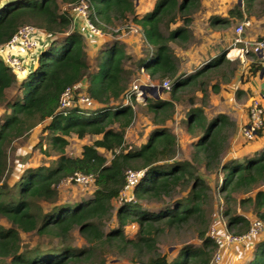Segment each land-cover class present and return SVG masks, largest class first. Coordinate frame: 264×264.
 Segmentation results:
<instances>
[{
  "label": "trees",
  "instance_id": "trees-1",
  "mask_svg": "<svg viewBox=\"0 0 264 264\" xmlns=\"http://www.w3.org/2000/svg\"><path fill=\"white\" fill-rule=\"evenodd\" d=\"M80 1L17 0L0 5V45L24 24L51 37L38 52L35 64L19 79L21 95L12 101L7 100L6 90L16 82V76L0 58V106L4 105L0 116V219L8 224L0 223V262L112 264L114 258L131 264H213L210 260L218 245L208 236L211 220L204 209L210 187L194 167L202 165L207 172L221 174L218 191L224 203L221 213L225 228L235 235L245 234L252 219L238 213L237 207L250 209L253 217L264 223V191L239 196L264 181V146L242 162L236 158L222 161L228 130L232 132L234 122L223 113L206 116L203 108L207 105L209 81L219 75L226 78L223 68L230 61L225 53L187 75L179 70L170 43L188 41L192 15L201 0H156L152 10L141 17L135 13L133 0H86L89 18L97 28L104 30L131 17L148 46L147 56L136 58L133 65L137 70L142 68L153 81L170 82L169 90L164 91L167 99L146 98L143 105L152 113L155 127L138 146L125 140V131L134 119L133 106L138 103L135 96L128 103L114 104L129 90L133 72L124 65L130 57L115 41L97 52L96 68L92 70L84 54V37L71 30L70 9ZM229 17L242 19L239 4L229 9ZM228 18L211 17L213 22L222 24L228 23ZM60 34L66 35L59 39ZM261 68L262 64L256 61L252 74ZM84 80L85 93L96 106L85 110L75 106L66 113L58 112L63 90ZM210 88L217 92L219 83H211ZM197 91L201 96L199 105H194ZM179 101L189 105L185 112L186 131L197 138L192 144L191 161L175 159L177 137L165 125ZM40 124L55 159L48 165L23 168L17 179L8 184L7 149ZM263 129L264 126L257 135ZM70 135L99 138L83 145L79 156H68L65 147ZM140 169L144 174L132 188L131 198L120 200L115 207L126 183V171ZM74 173L93 176V193L86 199L58 202L59 185ZM181 189L187 190L186 195L165 202L166 197L171 198ZM148 202L159 206L151 210ZM112 218L116 225L104 230ZM130 223L138 226L134 237L124 231ZM75 231L83 240L82 245H74ZM21 232L34 233L45 242L23 249ZM187 233H194L199 244H183L168 260L160 252L157 240L164 235ZM243 264H264V238L255 242L251 256Z\"/></svg>",
  "mask_w": 264,
  "mask_h": 264
},
{
  "label": "rangeland",
  "instance_id": "rangeland-1",
  "mask_svg": "<svg viewBox=\"0 0 264 264\" xmlns=\"http://www.w3.org/2000/svg\"><path fill=\"white\" fill-rule=\"evenodd\" d=\"M11 1H17V0H0V5L11 2ZM155 0H133L135 11L138 13V15L144 14V12H149L152 7ZM207 2V6L201 5L200 1V7L197 11L194 12L192 15V25L193 27L190 29V38L188 41L184 44H176L174 42L170 43V46L173 48L174 54L178 60V65L181 71L184 69L182 68V60L180 58V55H182V51L184 48L188 47L189 44H193V46H198L200 42L201 34H203L204 31H201L202 24H208V27L211 31H218L221 33L222 38H225L226 35H231L232 32H234V29L236 25L242 21L247 20L248 27L245 29L246 33H244V36H250V0H227L222 1L221 0H205V3ZM235 4H239V7L242 9L243 17L241 20H237L236 18H231L227 16V10L228 8H232ZM203 7V8H202ZM202 8V9H201ZM204 11H210L209 15H206V12ZM214 15L221 17L224 16V19L228 18V23H221L218 25V27H214L213 20L211 17ZM208 17V18H207ZM222 18V17H221ZM76 22H81V19L77 18L74 19ZM211 23V24H210ZM190 24V25H191ZM73 25V23H72ZM191 25V26H192ZM215 25V24H214ZM84 26V25H83ZM72 27V26H71ZM217 28V29H216ZM72 30V28H71ZM86 34L85 46H84V54L87 57V61L90 63L92 70L96 68V60L95 55L99 50L105 49L108 44H112L115 41H121L123 43V50H125L130 57L126 61V69L133 72V74L130 77L129 81V87L130 89L133 85L136 86H142V85H148L149 83H158L157 81H153L149 78V76L146 74V72L137 70L136 67L133 65V61H135L136 56L139 55V51L142 53H147V44L145 42V39L143 37V33L140 29V27L133 23L131 21V17H128L127 20L123 22H115L113 25L106 26V28L103 30L101 29L100 32L103 35L101 36H95L87 32L86 28L84 27ZM208 31V30H207ZM61 35V34H60ZM229 35V36H230ZM220 36V37H221ZM64 37V34L59 36V39ZM58 38V37H57ZM230 40H228L229 42ZM111 42V43H110ZM181 53V54H180ZM226 53V52H225ZM180 54V55H179ZM1 56V54H0ZM105 56V55H104ZM250 56V55H249ZM255 58V56H254ZM234 59V58H233ZM35 64V61L34 63ZM237 65V61H230V65H227L225 68H223L225 72V77H221L220 75L217 76L214 79H217V81H221L223 83H226L228 81V75L230 73V70L232 72L235 71ZM136 69V70H135ZM27 73L22 74H15L16 76V82L6 90V98L7 100H14L16 97H19L21 95V87L19 85V79L24 77ZM213 77V76H212ZM148 79V80H147ZM213 79V78H212ZM211 79V80H212ZM226 80V81H224ZM87 81L84 80L82 83L79 84L78 87H76V91L80 93L82 90H84V86L86 85ZM161 83V82H159ZM165 90H161V92H155L160 98H166L167 94L164 92ZM164 92V93H163ZM209 92V91H208ZM254 93L257 95V93L254 90ZM162 94H165V96H161ZM251 95V93H250ZM152 95L147 93L146 98L151 97ZM146 98H144L146 100ZM209 98V97H208ZM248 97L246 96L245 99ZM143 99V100H144ZM263 102L262 98H260ZM137 101L133 108L135 111L134 119L132 124L126 129L125 131V140L126 142L133 144L134 146H138L145 142V140L148 138V134L150 132V128L153 125L152 124V113L147 111L145 106L143 105L145 100L143 101ZM221 102H224L225 99L220 100ZM129 102V100H128ZM127 102V103H128ZM76 103V102H75ZM126 103V102H125ZM225 105H219L218 107L214 108L217 111L220 109H223L222 111L226 112V114L231 117V115H234L238 117L243 111H244V100H236V107L233 108L231 105V101L227 99V102H224ZM264 104V103H263ZM209 110H213V108H210ZM4 111V105L0 106V116ZM178 111V115L174 118H171L169 120L168 128L170 131L174 130L176 132L177 136V147H176V155L175 159L177 160H188L191 161V149L189 143H187L184 140L185 131L183 130V118H179V116L183 112V108L178 106L174 112ZM182 117V116H181ZM233 120V119H232ZM171 121V122H170ZM43 125V124H42ZM42 125L36 126L32 128L24 137L18 138L15 141L11 143L9 148L7 149V156H6V181L8 184H12L19 174L21 173L22 169L25 167H35L40 165H48L50 163V160L55 159L56 154L52 151L51 148L47 146V138L46 132H43L41 127ZM235 127L232 129V132L228 130L230 133L228 136V144L222 153V161H226L228 159L226 158H232L237 157L240 158V154L246 152V149L250 148L251 146H256V144H262L264 143V129L262 130L261 135H257L254 141H245L241 136L239 135V140H237L235 143H231V137L234 135ZM173 132V131H172ZM43 137V138H42ZM96 136L92 135H86L83 138H77L76 136L70 135L67 137L68 144L65 147V153L68 156H78L82 150L83 145L85 144H91L93 140H95ZM41 139V143L39 145V141ZM46 151V153H45ZM104 155L109 157V153L102 152ZM225 158V159H224ZM239 160V159H238ZM193 165V164H192ZM197 174H199L200 177L204 178V181L209 185V196L204 209L206 210V213L208 216H210L211 223L210 225H213L216 227L219 233H223L227 230H225V219L222 217V210L224 208L223 198L219 194V185H220V179L221 174H216L213 172H207L204 170L202 165L199 167H194ZM95 186L93 184L89 185H79L74 182L69 183L63 181L59 185V200L58 202L62 201H68V202H74L78 201L82 198H88L91 196V194L94 191ZM258 189L264 188V181L262 183H259L257 185ZM186 191L184 189L176 191L171 198H165V202L169 203L175 198L182 197L186 195ZM257 190L249 191L248 193H241L239 196H253V194ZM131 198V189L124 192L123 199H129ZM121 197L118 198L117 201L114 202L115 207L119 205V201L123 200ZM164 202V203H165ZM149 203V202H148ZM151 210H155L159 204L157 202H151L147 205ZM44 207H46L44 205ZM47 209V208H45ZM237 212L240 214L245 215L250 219V217H253L251 214V210L248 209L246 211H243L237 207ZM254 219V217H253ZM0 223L4 225H8L4 219H0ZM116 225L115 219H109L104 225V230L111 229L113 226ZM137 224L136 223H130L124 227L125 234L128 237H134L137 232ZM242 235V234H241ZM74 245H82L83 240L81 237L77 234V232H74ZM21 238V245L23 249L34 247L38 244V242L44 241L45 239L38 238V236L34 233H20ZM253 238H264L255 236L250 239L244 240L239 244H229L226 245L221 250V260L218 264H243L246 259L248 258V255L250 253V240ZM192 243V244H199V240L196 237L194 233H187L184 234H169L164 235L162 238L157 240V244L159 247V250L162 254H165L167 256V259L170 260L174 257V255L178 252L179 248L185 244V243ZM253 241H251L252 243ZM112 264H131L127 260H116L114 258L111 259ZM111 264V263H110Z\"/></svg>",
  "mask_w": 264,
  "mask_h": 264
},
{
  "label": "built area",
  "instance_id": "built-area-1",
  "mask_svg": "<svg viewBox=\"0 0 264 264\" xmlns=\"http://www.w3.org/2000/svg\"><path fill=\"white\" fill-rule=\"evenodd\" d=\"M72 20L81 19L87 32L101 36L100 28H97L89 18L88 2L81 0L77 5L72 6L70 9ZM248 26L247 20L240 21L233 32L231 44L228 47L226 53L227 57H230L229 52L234 47H238L239 53L243 56L254 55L260 61L264 63V37L256 40H250L244 36L245 28ZM46 38L51 37L44 33L39 28H36L29 24L20 26L17 31L2 45H0V54L3 62L10 68L14 74L27 73L30 69V55L35 54L37 57L38 52L42 48L41 44ZM44 47V46H43ZM35 57V58H36ZM143 71L142 68H140ZM149 86H157L161 90H169L170 82L168 79H164L161 83H149ZM66 87L60 94L58 101V112L66 113L72 107H77L81 110L91 109L94 107L95 102L86 93L85 89L80 93L76 91V87ZM140 86L133 85L129 90L125 92L124 99L127 103L130 97L133 95L137 101H141L145 98V92ZM158 90H156L157 92ZM76 102V103H75ZM264 126V105L260 98H252L247 106V120L240 127L239 135L245 141H251L256 138L259 130ZM144 174V170H127L126 171V183L121 192V199H123L124 192L134 187L137 181ZM65 182L76 183L79 185H89L93 182V176L91 174L74 173ZM226 230V229H225ZM208 236L217 243V249L213 253L210 262L218 264L221 260V250L229 244H239L244 240L250 239L255 236H264V223L259 219H252L248 231L242 235H235L228 231L219 233L215 226L210 225L208 229ZM0 264H5L0 262ZM143 264V263H137Z\"/></svg>",
  "mask_w": 264,
  "mask_h": 264
},
{
  "label": "crops",
  "instance_id": "crops-1",
  "mask_svg": "<svg viewBox=\"0 0 264 264\" xmlns=\"http://www.w3.org/2000/svg\"><path fill=\"white\" fill-rule=\"evenodd\" d=\"M222 1H227V0H221V2ZM154 3H153V5H154ZM201 5L207 6L208 4H207V2L205 3V0H201ZM229 9H231V8H228V10L226 12L227 16H228ZM149 12H147V13H149ZM204 12H206V15L210 14V11H204ZM135 13L138 15V13L136 11H135ZM147 13L144 12V14L138 15V16L141 17ZM221 17L224 18V16H222V15H221ZM72 22H73V25L71 27L72 30L79 32L84 37V42L87 41V39H86L87 33L84 30L83 24H81V22H76L73 20H72ZM214 24H213L214 27L215 26L218 27V25L221 24V22H214ZM191 25H190V28L193 27V25L192 26ZM201 29H202L201 31H204V32H203V34H201L200 42H199L198 46L196 47V46H193V44H189L188 47H186V49L184 48V50L182 51V55H180L181 53L179 54L180 58L182 60V64H183L182 68L184 67L182 72H184L186 75L193 72L195 69L200 68L206 62L214 60L221 53H225V52L227 53L228 47L231 44L233 32H232V36L229 34L230 36L226 35L225 38H222L223 36H221V33L218 31V29L216 28L217 29L216 31H211L208 27V24H202ZM244 33H246V31H244ZM61 35H59V36H61ZM64 35H66V34H64ZM101 37H103V35ZM263 37H264V0H250V36H247V38H250V40H256V39L263 38ZM50 40H51L50 38H46V40H44L42 42L41 46L43 47V46L47 45L50 42ZM228 40H230V41L228 42ZM118 42L121 45V47L124 48L123 43L121 41H118ZM238 49L239 48L237 46L234 47L233 49H231V52H229L230 57L226 56V58L231 62H233L234 60L237 61L236 69L233 72L232 77H229L228 81L224 80V81H226V83H223L221 81H217V79H212L209 81L208 87H207V92L209 91L208 92L209 98L207 100V105L203 108V113L206 116H214L218 113L226 114V112L222 111L223 109H220L217 111L216 109L214 110V108H216V106L218 107L219 105H225L224 102H227V99L231 101V105L233 106V108H235L236 107L235 106L236 100H244V111L238 117L234 118L235 117L234 115H231V117H229L226 114L231 120L233 119L232 121L234 122V127L236 128L234 135H232V137H231V139H232L231 143L232 144L235 143L240 138L239 137L240 127L247 120V106H248L250 100L252 98H255V97L262 98V100H263L262 103H264V63L262 61H260L258 58H256V57L254 58V56H252V55L243 56L241 53H239ZM124 52L126 54H128L125 50H124ZM138 53H139V55L136 56L137 58H143V57L147 56V53L144 54L140 51ZM29 57H30V66H33L34 61H36V58H35L36 56L33 53ZM0 58H1V56H0ZM256 61H259L262 64V68L259 71H257L255 74H252L251 67ZM124 66L126 67V65H124ZM179 70L181 71L180 68H179ZM216 81L219 83V90L217 92H213V91H211L210 84L214 83ZM254 90L257 93V95L254 93ZM250 93H251V95H250ZM161 96L164 97L165 94H162ZM195 96H196V99H195L194 105H199L198 98L201 96V93L199 91H197V92H195ZM246 96L248 97L247 99H245ZM223 99H225V101L221 102L220 100H223ZM117 103L125 104L124 97L122 99L120 98L119 101L114 102V104H117ZM178 106H180V108L181 107L183 108V112L179 116V118H183V120H185V112L188 110L189 105L185 101H179L175 104V110ZM210 108H213V110L212 111L209 110ZM177 115H178V111L174 112V115H173L174 118ZM168 122H169V120H167L165 122V125L167 127H168V124H167ZM40 125H42V124H40ZM181 125L183 126V130L185 131L184 140L187 143H189L190 149L192 151V144L196 142L197 138L193 137L187 133L185 121ZM37 126H39V125H37ZM153 127H155V126L152 125L150 129H152ZM41 129H42V127H41ZM172 131L176 135V132L174 130H172ZM96 138H99V136H96ZM251 141H254V139ZM263 146H264V143L256 144V146L255 145L251 146L250 148L246 149V152L240 154L241 155L240 158H237L235 156L232 158L239 159V161L242 162L245 157L252 155L255 151L261 150V148H263ZM99 151L102 152L101 149ZM232 158H226V159H232ZM253 190H260V189H258L256 187ZM261 190L264 191V188H262ZM250 219H253V218L250 217ZM260 239H262V238H260ZM257 240H259V238H253L250 240V250H249L250 256H251L252 251L254 249V244ZM251 241H253V242L251 243ZM249 255H248V257H249Z\"/></svg>",
  "mask_w": 264,
  "mask_h": 264
},
{
  "label": "water",
  "instance_id": "water-1",
  "mask_svg": "<svg viewBox=\"0 0 264 264\" xmlns=\"http://www.w3.org/2000/svg\"><path fill=\"white\" fill-rule=\"evenodd\" d=\"M145 93H149L152 95V97L154 98H158L159 96L155 93L156 90H158L157 92H161V89L157 86H149V85H142L140 87ZM146 95V94H145Z\"/></svg>",
  "mask_w": 264,
  "mask_h": 264
},
{
  "label": "clouds",
  "instance_id": "clouds-1",
  "mask_svg": "<svg viewBox=\"0 0 264 264\" xmlns=\"http://www.w3.org/2000/svg\"><path fill=\"white\" fill-rule=\"evenodd\" d=\"M225 54H226V53H225ZM140 71H141V70H140ZM146 94H147V93H146ZM145 98H146V95H145ZM144 100H145V99H144ZM144 100H143V101H144ZM136 101H137V100H136Z\"/></svg>",
  "mask_w": 264,
  "mask_h": 264
},
{
  "label": "bare ground",
  "instance_id": "bare-ground-1",
  "mask_svg": "<svg viewBox=\"0 0 264 264\" xmlns=\"http://www.w3.org/2000/svg\"><path fill=\"white\" fill-rule=\"evenodd\" d=\"M235 51V50H234ZM232 54V53H231Z\"/></svg>",
  "mask_w": 264,
  "mask_h": 264
}]
</instances>
